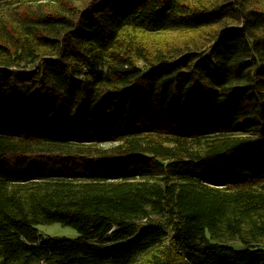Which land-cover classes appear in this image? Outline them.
<instances>
[{"label":"trees","instance_id":"1","mask_svg":"<svg viewBox=\"0 0 264 264\" xmlns=\"http://www.w3.org/2000/svg\"><path fill=\"white\" fill-rule=\"evenodd\" d=\"M262 243L264 0H0V264H264Z\"/></svg>","mask_w":264,"mask_h":264},{"label":"rangeland","instance_id":"2","mask_svg":"<svg viewBox=\"0 0 264 264\" xmlns=\"http://www.w3.org/2000/svg\"><path fill=\"white\" fill-rule=\"evenodd\" d=\"M105 1L100 3V6L103 5ZM39 232L44 236H53L56 238L70 237L75 238L78 236V232L75 228L64 225L61 223H52V224H40L38 225ZM236 247L243 248L242 245L234 243ZM264 247V243L260 244Z\"/></svg>","mask_w":264,"mask_h":264}]
</instances>
